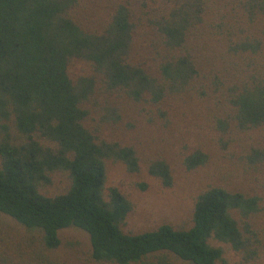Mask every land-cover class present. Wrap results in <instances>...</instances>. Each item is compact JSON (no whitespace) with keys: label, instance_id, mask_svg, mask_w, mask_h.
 I'll return each mask as SVG.
<instances>
[{"label":"trees","instance_id":"trees-1","mask_svg":"<svg viewBox=\"0 0 264 264\" xmlns=\"http://www.w3.org/2000/svg\"><path fill=\"white\" fill-rule=\"evenodd\" d=\"M74 61L89 72L72 76ZM190 101L219 144L239 147L237 160L264 190V0H0V213L37 231L47 251L59 247V231L82 230L98 264H218L223 249L211 241L254 260L264 253L257 190L210 186L196 195L188 228L122 230L132 204L105 187V162L134 173L141 157L97 135L92 114L115 122L132 103L167 124L168 108ZM208 158L195 149L182 163L193 170ZM146 170L171 187L163 158ZM56 172L67 190L41 193ZM0 264L68 263L12 246L0 247Z\"/></svg>","mask_w":264,"mask_h":264},{"label":"rangeland","instance_id":"rangeland-1","mask_svg":"<svg viewBox=\"0 0 264 264\" xmlns=\"http://www.w3.org/2000/svg\"><path fill=\"white\" fill-rule=\"evenodd\" d=\"M101 4L91 10L97 12L96 19L104 16V6L107 4ZM86 72H89V66L83 62L74 61L70 65L72 76ZM168 112V123L165 124L156 116L150 118L138 106L126 103L122 107L120 119L115 122L98 124L102 111L98 114L94 112L89 121L90 128H98L97 135L131 145L141 157L139 169L134 173H129L120 162H105V187L117 188L132 204L122 230L139 233L161 224L188 228L196 195L210 186L247 193L257 190L263 194L261 206L264 209V190L256 186L257 181L247 175L243 164L237 160L239 147L235 148L231 144L223 147L222 143H218L220 135L214 130L210 119L206 118L203 107L190 101L175 110L168 108ZM195 149H201L209 158L205 165L186 170L182 163L183 157ZM154 157L163 158L170 166L173 177L171 187H163L158 179L147 173V160ZM68 186L67 175L56 172L51 175L50 184L40 191L47 196H54L66 191ZM255 219L260 224L253 228H263L264 211ZM39 238L37 231L26 230L0 213V247L24 246L33 257L51 258L68 264H98L91 259L88 236L80 229L68 227L59 231L60 245L54 251L43 249ZM211 244L223 249V261L218 264H264L262 252L254 260L246 262L242 253L231 250L229 246L216 241H211ZM177 264L189 263L179 261Z\"/></svg>","mask_w":264,"mask_h":264}]
</instances>
